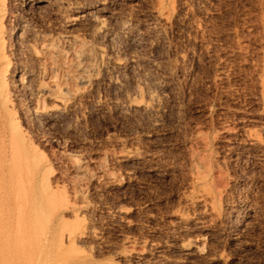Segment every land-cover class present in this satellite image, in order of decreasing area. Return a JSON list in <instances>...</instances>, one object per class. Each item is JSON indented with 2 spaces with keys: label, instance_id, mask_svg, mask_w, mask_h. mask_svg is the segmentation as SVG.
Listing matches in <instances>:
<instances>
[{
  "label": "rangeland",
  "instance_id": "374dc122",
  "mask_svg": "<svg viewBox=\"0 0 264 264\" xmlns=\"http://www.w3.org/2000/svg\"><path fill=\"white\" fill-rule=\"evenodd\" d=\"M0 76V264H264V0H0Z\"/></svg>",
  "mask_w": 264,
  "mask_h": 264
},
{
  "label": "bare ground",
  "instance_id": "6f19581e",
  "mask_svg": "<svg viewBox=\"0 0 264 264\" xmlns=\"http://www.w3.org/2000/svg\"><path fill=\"white\" fill-rule=\"evenodd\" d=\"M162 2V1H161ZM80 68V67H79ZM263 68V67H262ZM83 69V68H82ZM85 69V68H84ZM1 77V76H0ZM261 78V77H260ZM264 78L262 77V82L260 83V84H263V85H261V87L263 88V93H261V94H264ZM1 89V88H0ZM3 92V91H2ZM263 96V95H262ZM264 97V96H263ZM263 100V99H262ZM10 112V111H9ZM8 112V113H9ZM3 115V114H2ZM7 124V123H6ZM5 124V121L3 120V118L1 117V114H0V148H2V149H4V151H2V149H1V151L3 152V156H1V158H0V160L2 159V161H1V163H0V197H6V199H7V197H9L8 198V201H6V202H9L8 204L10 205V197H12V196H14V194H13V166H12V158H11V156H10V154H11V152H10V154H9V152L7 151V145H6V141H8L7 139H8V136H7V132H6V125ZM10 140V139H9ZM255 141V140H254ZM253 142V141H252ZM7 144H8V142H7ZM7 146V147H6ZM9 150V149H8ZM1 153V152H0ZM13 154V153H12ZM3 157V158H2ZM12 157H14V156H12ZM11 158V159H10ZM16 185V184H15ZM2 199V198H1ZM51 204V203H50ZM11 206V205H10ZM8 207V206H7ZM0 208H1V206H0ZM3 209H1V211H2ZM3 212V211H2ZM7 212H9V211H7ZM11 213H9V216L8 215H6V216H8V218H6L7 220H5V227L4 228H6L7 230H8V234H9V236L7 237V240H6V238H5V240L8 242V244L9 243H11V238L13 237H11V233H12V229H13V225H12V218L13 217H11V215H10ZM39 220V219H38ZM32 224V223H31ZM35 225V224H34ZM7 234V233H6ZM2 235V234H1ZM0 235V236H1ZM4 238V237H3ZM5 242V241H4ZM3 242V243H4ZM7 242H5V243H7ZM27 243V242H26ZM32 244V243H31ZM5 245V244H4ZM11 245H12V243H11ZM10 247V246H9ZM6 248H7V245H6ZM1 249V248H0ZM13 250V249H12ZM35 250V249H34ZM8 251V250H7ZM10 252H12V251H10L9 250V253H8V255L9 256H11V253ZM4 253H7V252H4ZM1 255V254H0ZM7 256V255H6ZM6 256H5V258H6ZM8 258H10L11 260H12V258L11 257H8ZM6 261H7V259H5ZM8 263L9 262H12V261H9V259H8V261H7ZM6 264V263H5ZM12 264V263H11Z\"/></svg>",
  "mask_w": 264,
  "mask_h": 264
}]
</instances>
